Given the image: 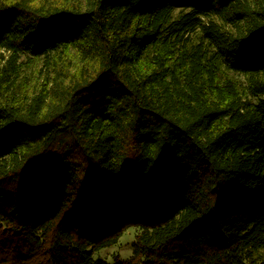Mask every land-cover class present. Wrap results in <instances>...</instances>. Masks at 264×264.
<instances>
[{
  "label": "trees",
  "instance_id": "trees-1",
  "mask_svg": "<svg viewBox=\"0 0 264 264\" xmlns=\"http://www.w3.org/2000/svg\"><path fill=\"white\" fill-rule=\"evenodd\" d=\"M0 264H264V0H0Z\"/></svg>",
  "mask_w": 264,
  "mask_h": 264
},
{
  "label": "rangeland",
  "instance_id": "rangeland-1",
  "mask_svg": "<svg viewBox=\"0 0 264 264\" xmlns=\"http://www.w3.org/2000/svg\"><path fill=\"white\" fill-rule=\"evenodd\" d=\"M139 231L135 228L130 229L124 237L121 239L117 246L112 248L104 249L95 254L96 259H105L108 262H112L115 257L121 259H128L132 255V246L136 240V236Z\"/></svg>",
  "mask_w": 264,
  "mask_h": 264
}]
</instances>
